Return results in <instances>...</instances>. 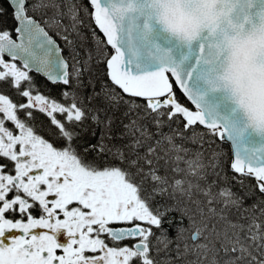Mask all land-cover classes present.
Here are the masks:
<instances>
[{
  "label": "snow or ice",
  "instance_id": "1",
  "mask_svg": "<svg viewBox=\"0 0 264 264\" xmlns=\"http://www.w3.org/2000/svg\"><path fill=\"white\" fill-rule=\"evenodd\" d=\"M7 2L0 264H264V0Z\"/></svg>",
  "mask_w": 264,
  "mask_h": 264
},
{
  "label": "flooded vegetation",
  "instance_id": "2",
  "mask_svg": "<svg viewBox=\"0 0 264 264\" xmlns=\"http://www.w3.org/2000/svg\"><path fill=\"white\" fill-rule=\"evenodd\" d=\"M11 10V8H10ZM11 14V13H10ZM6 25L8 26H13L12 25V21H11V15H7L5 20L3 21ZM36 75V84L40 86L39 90L42 94L46 95V96H52L55 97L56 99H60L59 96V88L55 87L53 85H51L49 82L46 81L45 78H43L42 76H40L39 74H35ZM43 81H45L46 83H43ZM0 92H3L4 94L9 95L11 98H13L14 100L17 99L14 95L11 89H8L6 86L4 87H0ZM35 115L37 117L36 123L39 124H43L45 127L49 126V118L46 117L45 114L39 113L38 111L35 112ZM52 131L54 132L55 129L54 127L52 128ZM46 138L48 139H52V136L49 135V133L47 131H45L44 133H42ZM99 134V133H97Z\"/></svg>",
  "mask_w": 264,
  "mask_h": 264
},
{
  "label": "trees",
  "instance_id": "3",
  "mask_svg": "<svg viewBox=\"0 0 264 264\" xmlns=\"http://www.w3.org/2000/svg\"><path fill=\"white\" fill-rule=\"evenodd\" d=\"M83 2H84L85 4H87V3H88V0H83ZM0 6H2L3 8H5V9L7 10L8 14L10 15L11 10H10L9 4H8V2H7L6 0H0ZM6 16H7V15H5V16L2 18L3 21L5 20ZM65 23H67V21H65ZM84 32H85L86 35H89V43H88V47H91V43H90V34H89V32H88V29L85 28V29H84ZM43 83H46V82L43 81ZM96 131H97V133H99L100 130L97 129ZM236 190L239 191L238 188H237ZM248 203H251V201H248Z\"/></svg>",
  "mask_w": 264,
  "mask_h": 264
},
{
  "label": "water",
  "instance_id": "4",
  "mask_svg": "<svg viewBox=\"0 0 264 264\" xmlns=\"http://www.w3.org/2000/svg\"><path fill=\"white\" fill-rule=\"evenodd\" d=\"M7 1V0H6Z\"/></svg>",
  "mask_w": 264,
  "mask_h": 264
}]
</instances>
